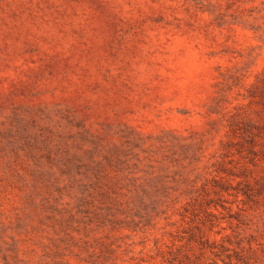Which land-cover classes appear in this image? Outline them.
<instances>
[{
    "label": "rangeland",
    "instance_id": "obj_1",
    "mask_svg": "<svg viewBox=\"0 0 264 264\" xmlns=\"http://www.w3.org/2000/svg\"><path fill=\"white\" fill-rule=\"evenodd\" d=\"M0 264H264V0H0Z\"/></svg>",
    "mask_w": 264,
    "mask_h": 264
}]
</instances>
